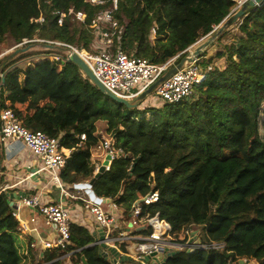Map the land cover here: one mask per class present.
<instances>
[{"label":"trees","instance_id":"16d2710c","mask_svg":"<svg viewBox=\"0 0 264 264\" xmlns=\"http://www.w3.org/2000/svg\"><path fill=\"white\" fill-rule=\"evenodd\" d=\"M118 1L115 17L122 48L155 64L179 54L174 65L215 34L219 27H214L231 16L235 5L234 0ZM109 5V0L102 5L86 0H0V54L4 43L12 47L33 39L91 51L96 37L90 24ZM70 8L83 11L85 22L69 15L59 25L56 12ZM40 16L42 22L34 21ZM234 28H225L199 55L203 58L220 43L202 64L223 59V66L207 74L193 96L147 107L141 116L101 93L71 61L49 58L65 57L64 48L55 45L24 67L13 52L0 56V109L10 107L26 128L59 137L61 145L71 149L61 172L65 183L94 178L90 148L97 142L95 123L105 121L125 155L94 179L95 195L111 199L128 216L135 200L157 191V202L144 212L166 220L175 236L201 226L203 243L225 245V252L182 249L163 264H238L240 259L264 264V122L257 112L259 99L264 105V2L249 7ZM32 42L14 49L21 51ZM81 133L86 135L83 143ZM11 210L7 192H0V264H25ZM70 230L67 249L47 250L43 262L60 263L55 259L70 252L74 264H114L99 254L98 246H88L93 242L88 228L72 223ZM150 232L147 226L136 233Z\"/></svg>","mask_w":264,"mask_h":264},{"label":"built area","instance_id":"2783aa9c","mask_svg":"<svg viewBox=\"0 0 264 264\" xmlns=\"http://www.w3.org/2000/svg\"><path fill=\"white\" fill-rule=\"evenodd\" d=\"M91 5H102L105 0H86ZM235 5L231 13L239 10L248 0H234ZM109 7L100 10L92 19L90 28L95 34L96 40L93 43L92 50L79 49L71 44L45 39H36L48 45L61 46L64 48L65 57L58 54L52 55L51 59L58 62L68 60V56L75 51L81 59L90 67L94 76L113 94L127 100L135 98L143 90L149 87L155 80L162 76L165 71L174 65V59H170L163 64H155L145 57H139L128 54L121 46L118 20L115 12L118 9V0H109ZM57 23L62 24L64 17L73 15L80 22H85L86 14L83 11H75L70 8L67 12L57 11ZM36 22H42L43 17L34 19ZM216 28V26L214 27ZM156 27L151 29V38L154 37ZM117 37L115 41L114 37ZM25 40L18 45L34 41ZM51 47V46H50ZM202 58L197 57L194 61L185 62L173 74L156 86L154 93L164 103L175 104L187 99L196 91V87L204 81L207 74L212 73L216 68V63L202 64ZM106 126L96 127L94 136L97 142L90 148V154L101 160L109 159L104 165V171L109 170L113 160L125 155L122 148L115 145V138L108 131L105 121L99 120ZM104 125V124H103ZM86 135H79L80 143H83ZM0 140H19L23 143L28 153L34 157L39 167H36L31 175L45 174L48 181L57 186L64 197H68L74 202H80L84 211L92 218L100 228L103 237L97 239L94 245L104 244L113 248L118 257L127 256L130 261L127 264H155L157 261L150 259L146 261L145 256L152 252H158L168 248L170 250L194 249L207 251L216 249L219 252H225L224 243H188L191 239L199 237V233L194 230L185 229L178 236L172 232L171 225L157 215H149L144 209L150 204L157 202L159 194L151 190L144 196L135 200L131 206L128 216L123 213V208L115 202H110L109 207H105L103 197L96 201L90 197L86 187L74 188L77 192H69L65 189L61 179V172L65 167L66 160L69 157L71 149H66L61 145L59 137H53L41 130H31L26 128L14 111L6 106L0 109ZM103 164V163H102ZM102 164H96L95 171L98 172ZM153 175V174H152ZM14 185H8L11 188ZM26 206L33 212L42 216L47 225H52L55 229V238L52 241H45L42 247L46 250L59 249L66 250L71 243V224L74 222L70 207L62 202L47 201L43 202L39 195L33 194L23 197L20 205L12 206L11 214L19 219L18 210L20 206ZM126 217V219H125ZM20 221V219H19ZM30 221H36L32 215ZM149 226V234L136 233ZM24 229L30 232L36 231V228ZM70 252L64 253L58 258L66 262L70 260ZM123 262H120V264ZM31 264H46L42 261V256ZM60 264V263H57Z\"/></svg>","mask_w":264,"mask_h":264},{"label":"crops","instance_id":"0c3cea01","mask_svg":"<svg viewBox=\"0 0 264 264\" xmlns=\"http://www.w3.org/2000/svg\"><path fill=\"white\" fill-rule=\"evenodd\" d=\"M233 28L234 26L232 29ZM192 49H194V47H192ZM216 49L217 46L214 44L210 48V51L202 58L203 61L212 56ZM213 63H216L217 67L223 66L222 59ZM100 125L106 126L105 123L97 121L96 127ZM91 162L95 167L96 164H102L104 159L101 160L91 155ZM36 167H39L38 161L28 153L21 141L8 140L7 142H1L0 140V192L4 191L7 192V194L14 193V196H12L13 198H10L8 195V199L12 200L14 206L20 205L23 194H37L43 202L55 201L64 203L66 206L70 207L72 211L73 223L88 228L92 233L93 242L89 245L93 244L92 246H97L94 245V243L101 236L102 232L92 218L84 211L82 204L80 202H74L68 197H64L60 189L48 181V177L45 174L31 175ZM94 173H97L95 168ZM89 182L90 180H84L78 183H63L67 191L77 192L74 188L75 184H86ZM8 185L14 186L6 188ZM105 207L108 208L109 203L106 202ZM18 214L20 221L16 218L17 226L13 230V233L16 236L17 246L23 257V261L25 264H31L37 260L38 257L42 256L43 258L47 250L42 247V243L45 241H52L55 238V229L52 225H47L42 216L33 212L32 209L26 206L21 205ZM32 215H34L36 219L34 223L30 221ZM24 226L36 228V231H27L24 229ZM111 257L112 255H109V258ZM65 263L64 261H60V264ZM67 264H74L71 258L67 261Z\"/></svg>","mask_w":264,"mask_h":264},{"label":"water","instance_id":"95a60500","mask_svg":"<svg viewBox=\"0 0 264 264\" xmlns=\"http://www.w3.org/2000/svg\"><path fill=\"white\" fill-rule=\"evenodd\" d=\"M264 2V0H248L245 4H243V6L237 10L235 13H230L231 16H227L219 25L216 26L219 27L217 32H215V34H213L212 36H210L207 40H205L203 43H201L200 45H198L195 50H193L192 52H189L188 54H186L184 57L181 58V60L171 66L170 68H168L165 73L160 76L157 80H155L149 87H147L145 90H143L140 94H138L135 98L131 99V100H127L124 99L122 97H119L115 94H113L110 90H108L93 74L92 70L90 69V67L84 62L83 59H81V57L75 52L72 51L69 56H68V61H71L72 63H74L82 72V74L104 95H106L107 97L111 98L112 100L125 105L128 108H135L138 105L142 104L144 102V100L155 90L156 86L159 85L162 81H164L166 78H168L171 74H173L178 68H180L185 62H191L194 61L197 57H199L200 54H202V52L223 32V30L231 25H233V23H235L238 19H240L243 15L244 12L249 8V7H254L257 5H260ZM51 46V45H48ZM17 51H14V53H16ZM179 56L176 55L175 57H173L172 59H176ZM4 82V76L2 73H0V87L2 85V83ZM109 159V156H106L103 164L99 167L98 172L95 174L94 178L92 180H90L89 183L86 184H76V188H85L89 194L90 197L94 198L95 197V193L92 190L91 186L92 183L94 181V179L96 177H98L99 174H101L102 172H104V165H106L107 161ZM10 198H13L12 196H14V193H9L8 194ZM28 196L27 194H23V197ZM19 197V196H18ZM96 201H100L99 197L95 198ZM105 203H110L111 199H105L103 200ZM9 205L10 206H14L12 200H9ZM103 237V234L101 233V236L98 238L99 240H101ZM188 243H201V239L198 237L196 239H191L189 240ZM93 245V244H92ZM89 245V246H92ZM99 254H101L104 258H109V255H112L111 258H109L111 260V262H113L114 264H120V262H123V264H127L130 259L127 256H121L120 258L118 257V253L110 247H107L104 244H100L99 248H98ZM187 252L193 253L194 249H187ZM180 253V250H170L168 248H165L163 250H159L158 252H152L151 254L145 256V260L149 261L150 259L157 261L156 263L159 264H163L167 259H169L170 257L176 255ZM84 260V259H83ZM84 263V261H83ZM238 263L240 264H248L247 262H245L244 259H240L238 261ZM253 264L258 263L257 261L253 260L252 261ZM86 264V263H84Z\"/></svg>","mask_w":264,"mask_h":264},{"label":"rangeland","instance_id":"374dc122","mask_svg":"<svg viewBox=\"0 0 264 264\" xmlns=\"http://www.w3.org/2000/svg\"><path fill=\"white\" fill-rule=\"evenodd\" d=\"M233 26H234V23H233V25L230 26V29L235 31L236 28H233L232 29ZM208 38L209 37H207L205 40H207ZM228 41H229V38L227 37V38L224 39L223 42H221V44L226 43ZM44 44H45L44 42H41V41H38V40L35 39L34 42H32L31 45L26 46L24 49H21V51H17L16 53H14V51L16 50V49H14L16 47V45L10 47L9 46L10 44L4 43V44L1 45V48L3 49V51L0 54V56L2 54H5V53H12L13 52V54H12L13 56H19L18 57L19 58V61L17 62V64L20 67H24L26 65H33L35 62H37L40 59V58H38L39 55H42V53H44V51H43L44 48L50 47V46H44ZM215 45L217 46V49L221 47L220 43H215ZM208 51H210V49ZM48 57L51 58L52 55L51 56H48ZM259 77L262 78L260 75H259ZM162 105H163V102L155 95V93L153 91L144 100V102L142 104H140L137 107H135V110L133 112H134V114L136 116H141L143 114V112L145 110H147V107H149L151 109L152 107H160ZM263 106L264 105L262 104V99H259V105H258V108H257V112L259 114V122H264V108H263ZM189 229L190 230L197 231L198 233L202 230L201 229V226H193V227H190ZM244 260L248 264H253L252 263V261H253L252 259L251 260L244 259ZM238 264H240V263H238ZM255 264H258V263H255Z\"/></svg>","mask_w":264,"mask_h":264}]
</instances>
